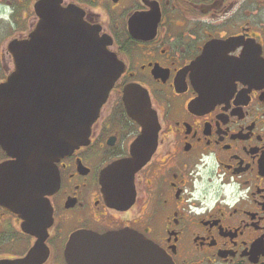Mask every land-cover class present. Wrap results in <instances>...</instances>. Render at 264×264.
Instances as JSON below:
<instances>
[{
    "label": "flooded vegetation",
    "instance_id": "obj_1",
    "mask_svg": "<svg viewBox=\"0 0 264 264\" xmlns=\"http://www.w3.org/2000/svg\"><path fill=\"white\" fill-rule=\"evenodd\" d=\"M50 1L98 29L124 71L87 144L55 163L37 213L0 202V264H68L75 233L126 230L170 264H264V0H0V85ZM204 56L198 70L214 76L195 80ZM128 88L157 116L155 149L134 176L105 177L143 132ZM10 161L0 144V165Z\"/></svg>",
    "mask_w": 264,
    "mask_h": 264
},
{
    "label": "water",
    "instance_id": "obj_2",
    "mask_svg": "<svg viewBox=\"0 0 264 264\" xmlns=\"http://www.w3.org/2000/svg\"><path fill=\"white\" fill-rule=\"evenodd\" d=\"M42 10L29 37L11 46L16 69L0 85V144L12 157L0 165V202L26 219L37 213L40 195L48 194L58 180L55 163L87 144L124 71L107 40L76 9L50 1ZM204 60L205 56L193 65V79L213 78L214 72L198 70ZM124 100L143 132L132 147V158L110 166L105 177L134 176L156 145L159 124L148 98L135 97L128 88ZM65 256L68 264L113 263L95 262L94 257H127L114 264H170L159 247L128 230L75 233Z\"/></svg>",
    "mask_w": 264,
    "mask_h": 264
},
{
    "label": "clouds",
    "instance_id": "obj_3",
    "mask_svg": "<svg viewBox=\"0 0 264 264\" xmlns=\"http://www.w3.org/2000/svg\"><path fill=\"white\" fill-rule=\"evenodd\" d=\"M5 12L10 14V12H11V9H9V8H6V9H5ZM5 18H7V15L5 16Z\"/></svg>",
    "mask_w": 264,
    "mask_h": 264
}]
</instances>
